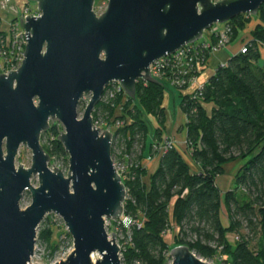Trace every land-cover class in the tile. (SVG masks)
<instances>
[{
	"label": "water",
	"instance_id": "95a60500",
	"mask_svg": "<svg viewBox=\"0 0 264 264\" xmlns=\"http://www.w3.org/2000/svg\"><path fill=\"white\" fill-rule=\"evenodd\" d=\"M29 0L40 17L19 20L27 46L17 71L0 75V264H31L38 230L60 217L74 250L56 264H123L117 236L106 220L124 217L127 188L112 155L114 134L96 128L93 113L106 87L119 83L136 100L137 84H161L151 66L240 15L258 16L264 0ZM91 100L79 118L84 96ZM60 123L69 155L67 177L50 168L42 135ZM32 166H16L20 148ZM38 179L39 187L32 181ZM32 204L21 202L26 193ZM101 259L94 262L93 256ZM171 264H207L189 247L170 253ZM222 264H228L224 262Z\"/></svg>",
	"mask_w": 264,
	"mask_h": 264
},
{
	"label": "trees",
	"instance_id": "16d2710c",
	"mask_svg": "<svg viewBox=\"0 0 264 264\" xmlns=\"http://www.w3.org/2000/svg\"><path fill=\"white\" fill-rule=\"evenodd\" d=\"M256 19L259 24L251 32L248 53H237L225 66H218L198 92H184L189 86L178 92L180 108L187 117L186 148L196 169L176 148L161 156L155 173L137 169L133 180L124 182L128 191L124 216L135 224L142 220L143 225H133L132 244L124 253L123 264H165L169 245L164 237L173 223L180 230L174 243L189 247L199 258L215 260L220 253L229 264H264V246L257 254L246 240L232 247L227 239L244 224L259 230L264 238V58L258 46L264 45V5ZM250 22L247 15H240L228 23L231 44L240 41ZM172 93L175 91L166 80L161 84L139 82L136 100H115L122 108L118 119L130 121L117 133L129 149L137 140L143 151L148 147L149 157L158 154L153 152L154 140L148 138L144 116L157 118L155 141L161 143L166 129L164 100ZM98 110L108 111L112 117L116 108L101 103ZM62 130L57 123L51 124L42 135V140L48 138L43 147L51 158L69 157L59 141ZM237 160L246 161L245 165L235 176V188L222 196L217 178L225 174L226 165ZM241 189L246 193H239ZM223 205L229 228L221 220ZM52 235L47 229L41 237L49 242Z\"/></svg>",
	"mask_w": 264,
	"mask_h": 264
},
{
	"label": "rangeland",
	"instance_id": "374dc122",
	"mask_svg": "<svg viewBox=\"0 0 264 264\" xmlns=\"http://www.w3.org/2000/svg\"><path fill=\"white\" fill-rule=\"evenodd\" d=\"M213 1L215 3H217L221 0H213ZM107 7H108V1L107 0H96L95 5H94V11L97 14V16H101L102 14H104L106 12ZM31 8L34 11L36 9V6L34 4H31ZM247 16H248V19H251V22L247 24L246 29L241 34L240 45L247 43L246 41L251 39V37H250L251 32L259 24L258 19H256L257 16H255V17L250 16V15H247ZM224 26H225L224 24L220 25V27H224ZM206 35L208 36L209 33H206ZM0 36H4V35L2 34ZM237 43L238 42L232 43L229 47L234 48V46H236ZM258 46H259L260 52L262 53V56L264 58V45L259 43ZM229 51L231 53V56H233V52L230 49H229ZM225 52L228 53V48L225 49ZM221 62L224 63L225 61H221ZM206 66H207V62H206L205 66L202 65L200 72L199 73L197 72V73L201 75V73L204 70H206ZM197 73H194L193 75L191 74L190 78L192 79L194 77L195 82L193 84L187 85V86H189L188 90L184 91V88L186 86L183 89H178V88H174L171 86L173 88V90L175 91V93L182 92V91L188 92L190 89L194 90L191 94L198 92L206 83L203 86H196L197 79L199 78V76L196 77ZM1 74H4L2 70H0V75ZM192 87H195V89H192ZM90 100H91V95H87L86 100L78 108V113H79L80 119L83 117L84 110L88 106ZM179 102L180 101H178V102L172 101V103H170V105H168L166 103V100H164V106L163 107L165 108V117H164L165 126H166L167 120L169 122V119H167V114H166L167 110H168L170 116L173 118L174 122L176 121L177 116L181 117L182 114H180L181 112L179 109V107H180ZM121 115H122L121 108H119L118 110L116 109L114 112V115L112 117L108 111L98 110L96 112V109H95V111L93 113V119H95V120H93L95 122L94 125H97L103 131L108 130V129H110L112 131L113 125L115 124V121H117ZM144 119H147V123H148L149 130H150L148 138L151 140V137H152L151 135L155 132L154 126L157 124L158 121H157V118L151 117V116H144ZM171 121H172V119H171ZM175 123H177V122H175ZM57 124L59 126H61V128L63 129L61 131V134H62V132L64 131V128L62 127V125L60 123H57ZM158 126H159V124H158ZM121 138H122V135L116 134L114 143L112 145L113 158L115 157V159H117V162H120L124 155H129V154L132 155V153H134L135 157L131 156L132 162L138 166V169L143 168L142 167V161H143L142 157H144L143 153L145 154V151H148V147H145V149L143 151V147L140 146L136 140L134 142L132 148L129 149L128 148V142L126 143ZM153 140L155 141L156 138H153ZM48 143H49L48 138H45L42 140V145H48ZM178 146L180 147V150L182 151V155H183L185 161H187L190 166H192L193 168L196 169V165L194 164L193 160L191 159L192 155L187 152L188 151L186 148L187 146L183 143L178 144ZM155 157H160L159 153L156 154ZM152 158H154V157H152ZM245 162L246 161H243V160H237L235 162H232V163L226 165L225 166V171H226L225 174L226 175L224 177L229 178L231 176H234V174L239 172V170L245 165ZM16 166L17 167L23 166L25 169L31 168V166H32V151L27 146H22L20 148L19 155L16 159ZM50 168L51 169H53V168L60 169L63 172V174L67 177V175L69 173V157L65 158V157H58L57 156V157L52 158ZM134 168L135 167H129L127 173L132 174L134 170H137ZM222 180L223 179H220L219 182H221ZM125 181H128V180H125ZM145 181H147V182L149 181V176L145 178ZM32 184L34 187L38 188L39 187L38 179L33 180ZM234 188H235V183L233 185V189ZM239 193L244 194L246 192L243 189H241L239 191ZM31 204H32V196L30 193L27 192L24 195L23 200L21 202V208L26 209V208L30 207ZM221 220H222L224 227L229 228V226H230L229 216H228V212H227L226 208L224 207V205L222 207ZM137 223H139L140 225H143L142 220L137 221ZM172 227L173 228L170 231H168V233L164 237L166 243L169 245V256L167 257L165 264H171L172 263V260L170 258V253L174 248L178 247L174 243V239L179 234L180 230L174 223H173ZM47 229H51L53 232V235L51 237L50 236L48 237L50 240L49 242L42 239V237H41L42 232H44ZM118 229H119L118 223L113 222L110 225V228L108 231L111 235H112V233H114L117 236V244H118V246H120L121 249H123V252H121V254H120V258H121L122 263H123L124 253H126L128 247L131 245V243H128L127 239L125 238L126 237L125 234H120ZM192 238H193V236H192ZM227 239H228V243L232 247H235L236 244L238 242H240L241 240H246L249 243V246L251 247V249L254 250L257 254L259 253L260 248L262 249L264 246V238L261 235L260 231L259 230L253 231V229L248 227L246 224L243 225V228H242V230L239 231V233L228 234ZM73 250H74L73 239H72L71 235L68 233V230H67L63 220L60 217L56 216L55 214H50L45 218V220L42 222V224L38 230L35 255L32 258L31 264H56L58 262L65 261L72 254ZM95 257L98 259H101L100 255H98V254H95ZM200 259L207 264H222L226 261L228 262L226 257H224L220 253L217 254L215 260H206L203 258H200ZM135 264H138V263H135ZM228 264H229V262H228Z\"/></svg>",
	"mask_w": 264,
	"mask_h": 264
},
{
	"label": "built area",
	"instance_id": "2783aa9c",
	"mask_svg": "<svg viewBox=\"0 0 264 264\" xmlns=\"http://www.w3.org/2000/svg\"><path fill=\"white\" fill-rule=\"evenodd\" d=\"M25 15L40 17L41 13L38 11V9L33 13L31 8L27 7L25 10ZM206 33H209V35L207 36ZM3 35L4 36H0V70H2L4 74H8L12 71H17L22 66L24 61V53L27 46V39L25 33L21 30L19 23L13 26L8 33L3 32ZM231 39L232 28L229 24H225L224 27L215 25L209 31L204 33L203 38L200 41H197L193 45H187L174 55L165 59H161L152 65L151 74L156 80L160 82L162 80H166L169 82L170 86L183 89L185 86L195 82L194 77L191 79L190 76L191 74L193 75L194 73L200 72L202 65H206L207 57L227 49L231 45ZM246 42L247 43H244L241 46L239 53H248L249 40ZM139 82H143L146 85L149 84L144 80ZM86 97L87 96H84L81 104L86 100ZM118 97H121L124 103L128 100V96L119 83L110 84L105 89L101 103L107 106L110 105L112 108H116L118 110L121 108L120 106L115 105V100ZM129 122V120L124 121L118 119L115 121L112 131L108 129L114 134V140L118 131L124 128ZM95 127L99 128L97 125H95ZM185 145H187V141ZM176 148H178V145L171 139V137L163 138L161 143L154 141L153 145V151L156 153L158 152L160 157L168 151L174 150ZM131 156L135 157L134 153H132V155H124L120 162H117L115 157L113 158L114 164L118 173L121 175L123 182L125 180L132 181L134 178L133 174L127 173L129 167H135L134 169H138V166L132 162ZM113 222L118 223V230L120 234H125V238L127 239L128 243L131 244L133 225H137L138 227L142 226L139 223L135 224L125 216L118 221L106 220V230L109 235L111 234L108 230ZM121 252H123V249H121Z\"/></svg>",
	"mask_w": 264,
	"mask_h": 264
},
{
	"label": "crops",
	"instance_id": "0c3cea01",
	"mask_svg": "<svg viewBox=\"0 0 264 264\" xmlns=\"http://www.w3.org/2000/svg\"><path fill=\"white\" fill-rule=\"evenodd\" d=\"M27 7L31 8V3L29 2V0H0V32L8 33L13 26L18 24L20 18L26 16L25 10ZM36 10H37V6L34 11L31 8V11L33 13ZM240 42L241 41H239L237 45L234 46V48L228 47V53L225 52V50H223L221 52H218L217 54L212 55L207 63L206 70H204L201 73V75H199L196 86H203L213 76L218 66L227 64L228 60L232 57L229 49L233 52V56L239 53L242 46L240 45ZM221 61H225V62L222 63ZM192 89H195V87H192ZM193 91L194 90L190 89L188 93L191 94ZM172 101H176V102L180 101L178 98V93H172L166 97V103L168 105H170ZM179 109L181 112L180 114L182 115L181 117L177 116V119L175 121L177 123L174 122L168 110L166 111L167 119H169V122L167 120L166 129L163 133V138L171 137V139L175 141L177 145L182 143L186 144L187 141V131L185 129L187 123V117L180 107ZM170 118L172 119V121ZM157 127H158V122L154 126V129L156 130ZM151 136H152L151 137L152 140L153 138H156L155 132ZM178 148L180 147L178 146ZM159 164H160V157L151 158L149 157L148 152L145 151L142 161V167L147 169L149 175L156 172V170L159 167ZM237 173H235L234 176H231L229 178L224 177L226 174L217 178L216 183L219 190L221 191L222 196H224L229 191L233 190V185L235 183V176L237 175ZM220 179L223 180L219 182Z\"/></svg>",
	"mask_w": 264,
	"mask_h": 264
},
{
	"label": "bare ground",
	"instance_id": "6f19581e",
	"mask_svg": "<svg viewBox=\"0 0 264 264\" xmlns=\"http://www.w3.org/2000/svg\"><path fill=\"white\" fill-rule=\"evenodd\" d=\"M99 259L95 257V255L93 256V261L96 262L98 261Z\"/></svg>",
	"mask_w": 264,
	"mask_h": 264
}]
</instances>
